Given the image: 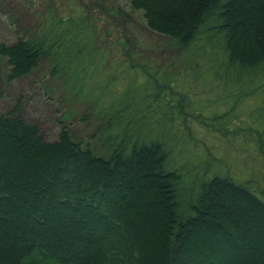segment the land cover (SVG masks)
I'll return each instance as SVG.
<instances>
[{"label": "trees", "instance_id": "obj_1", "mask_svg": "<svg viewBox=\"0 0 264 264\" xmlns=\"http://www.w3.org/2000/svg\"><path fill=\"white\" fill-rule=\"evenodd\" d=\"M76 1L29 5L37 28L0 43L9 81L47 67V99H61L63 118L93 131L75 141L62 128L47 142L22 99L0 114V264H264V188L236 179L226 158L215 170L191 152L212 151L194 135L199 118L218 119L204 122L211 132L242 100L264 103V0H129L161 37L168 72L135 63L122 37L116 48L97 45L89 12L62 15ZM95 4L97 15L127 17ZM260 109L245 140L264 163Z\"/></svg>", "mask_w": 264, "mask_h": 264}, {"label": "rangeland", "instance_id": "obj_2", "mask_svg": "<svg viewBox=\"0 0 264 264\" xmlns=\"http://www.w3.org/2000/svg\"><path fill=\"white\" fill-rule=\"evenodd\" d=\"M37 1L41 0H0V43L11 45L16 41L21 29L26 31L29 29L30 32H33L37 28L39 20H36L33 11L29 9V5H35ZM96 1H99L101 6L105 5L109 9L117 8L123 10L127 17L113 20L103 14L97 15L94 12V8H98L95 4ZM51 2L54 5L56 0H51ZM77 2L71 4V10L66 4V9L61 11L62 15L74 14L80 9L86 13L89 12L92 15L91 17L97 20L96 25L100 30V35L97 36V45L102 46L104 50L116 48L113 44L114 40H121L120 37H122L126 43L133 47L135 53L138 54L139 57L133 60L138 65L146 66L145 68L148 69L147 67L153 68L159 63L163 65L167 72L172 70L170 67L173 63L172 59L168 58L169 60H166L157 52H161V50L155 47V44L159 43L161 37L152 33L147 28L139 11L130 9L128 5L129 0H79L78 4ZM142 46L144 48H141ZM113 56H117V54L114 52L112 53ZM117 59L123 60L124 57L120 58L118 56ZM45 71H47V67L40 65L27 79L11 82L8 80L10 67L7 65L6 60L0 56V114H8L14 104L16 105V100L22 99L23 114H25L29 123H37L40 136L43 140L52 142L57 139L60 129L68 128L72 131L71 135L74 140L82 139L84 141H90L93 131H85V127L81 121H76L77 118L70 119L69 121L63 118V109L61 106L63 101L61 99L58 97L54 98V96L52 99H47L50 98L47 91L48 87L44 88L46 85L42 80ZM143 80L142 78L141 82ZM205 84L210 86L212 83ZM48 85L51 89H54L50 84ZM202 87L200 85L198 88H194L193 91L191 90L195 94L194 98L196 101H200L201 96L198 97L199 94L202 95L205 93ZM44 90H46L47 95ZM215 97L216 95H210L209 99L214 100ZM192 102L193 108H196L198 102ZM262 104L264 103L259 102L258 99H246L239 102L235 110L230 112H228L230 110V104L226 106L222 105L220 109L221 114L224 115V112H228L226 115L227 118H225L226 121H223L218 129L211 130V132L209 130L213 129L214 125L216 126L219 122L217 121L218 119L213 120L205 114L206 119L199 118L201 122L198 124L199 126H196L194 135L199 141H204L202 143L212 149L209 154L210 157L204 150H199L198 147L191 149L192 154L199 156L198 159L202 160V162L207 157L206 160H209V163L212 165L211 168L215 170L225 166L222 165L223 163L218 162L219 160L224 158L228 159L234 165L232 169L226 168L229 170L228 172L236 175L237 178H235L240 180H245L252 176V179L256 180V182L253 181L256 183L253 190L261 193L263 191L261 187L264 188V163L258 157H253L255 152L247 146L246 140L249 138L246 139L245 137L248 133L250 135L252 131V128L248 126V122L252 121V118H255L253 117L254 114H261L262 110L260 109V105ZM76 106L79 107L77 104ZM82 110L84 109L80 108L79 113H82ZM226 116L224 115L223 117ZM204 122L213 127H206ZM219 130L222 133L220 135L221 140H218L214 134ZM181 135H184V132H181ZM226 159L223 161L228 162ZM200 165H202L201 162ZM218 173L223 174L222 176H228L222 170H219ZM261 198L264 197L261 196ZM232 253L234 254V251Z\"/></svg>", "mask_w": 264, "mask_h": 264}]
</instances>
